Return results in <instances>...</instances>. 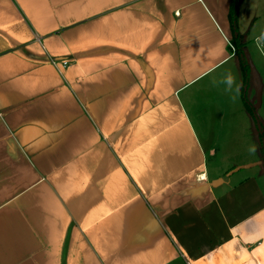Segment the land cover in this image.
Wrapping results in <instances>:
<instances>
[{
	"label": "crops",
	"instance_id": "crops-1",
	"mask_svg": "<svg viewBox=\"0 0 264 264\" xmlns=\"http://www.w3.org/2000/svg\"><path fill=\"white\" fill-rule=\"evenodd\" d=\"M250 1L0 0V264H264Z\"/></svg>",
	"mask_w": 264,
	"mask_h": 264
},
{
	"label": "rangeland",
	"instance_id": "rangeland-1",
	"mask_svg": "<svg viewBox=\"0 0 264 264\" xmlns=\"http://www.w3.org/2000/svg\"><path fill=\"white\" fill-rule=\"evenodd\" d=\"M252 1H258V4H263V8L258 13V15L260 16L259 19L261 21L256 24L257 28L254 29L255 32H251L249 37V43L251 44L250 47L253 49V53L256 57V60L251 58V63L253 62V66L255 69V73H253V76H257L260 79V82L262 83L261 91L260 89H258L257 92H255L253 98L259 99L260 97L264 96V0H251L250 2ZM250 23L251 21L248 22V28ZM259 49L261 50V52H259ZM246 62L248 63L247 59ZM249 64L250 63H248V65ZM249 73L251 77V69H249Z\"/></svg>",
	"mask_w": 264,
	"mask_h": 264
},
{
	"label": "trees",
	"instance_id": "trees-1",
	"mask_svg": "<svg viewBox=\"0 0 264 264\" xmlns=\"http://www.w3.org/2000/svg\"><path fill=\"white\" fill-rule=\"evenodd\" d=\"M242 1L243 0H232V2H231L230 18L232 21L233 28H235L234 29L235 31H236V26H237L239 6H240ZM233 43L236 47L237 54L241 58L243 72L245 75V83H247L249 80V75H250L249 69L250 68H249L248 63L246 62V58H245V54H244V45H243L242 41L239 39L238 35L236 37H234ZM245 102H246L247 107H249V109H250L251 106H250L249 102L246 99H245ZM261 140L263 141V148H264V133L261 134Z\"/></svg>",
	"mask_w": 264,
	"mask_h": 264
},
{
	"label": "clouds",
	"instance_id": "clouds-1",
	"mask_svg": "<svg viewBox=\"0 0 264 264\" xmlns=\"http://www.w3.org/2000/svg\"><path fill=\"white\" fill-rule=\"evenodd\" d=\"M226 82H227V84H228L229 86H231V85L234 83V78L232 77L231 74H229V75L227 76V80H226Z\"/></svg>",
	"mask_w": 264,
	"mask_h": 264
},
{
	"label": "built area",
	"instance_id": "built-area-1",
	"mask_svg": "<svg viewBox=\"0 0 264 264\" xmlns=\"http://www.w3.org/2000/svg\"><path fill=\"white\" fill-rule=\"evenodd\" d=\"M231 46L233 47V45L231 44ZM234 48V47H233ZM68 64V61H63V65H67Z\"/></svg>",
	"mask_w": 264,
	"mask_h": 264
}]
</instances>
